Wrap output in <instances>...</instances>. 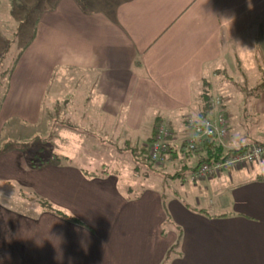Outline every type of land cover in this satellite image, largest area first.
<instances>
[{
    "label": "crops",
    "instance_id": "0c3cea01",
    "mask_svg": "<svg viewBox=\"0 0 264 264\" xmlns=\"http://www.w3.org/2000/svg\"><path fill=\"white\" fill-rule=\"evenodd\" d=\"M48 1L4 70L0 188L17 195L22 211L0 203V264H264V155L260 164L199 181L218 196L215 206L198 209L153 190L124 193L123 177L112 171L88 174L61 158L33 161L26 135H5L10 126L35 128L51 83L64 79L87 86L99 116L123 127L127 141L143 146L165 123L172 134L165 160L190 174L199 159L180 149L194 136L186 120L204 116L203 85L222 74L228 58L236 68L243 67L239 54L256 61L262 77L253 115L264 129V0ZM224 105L228 148L257 141L230 130Z\"/></svg>",
    "mask_w": 264,
    "mask_h": 264
},
{
    "label": "rangeland",
    "instance_id": "374dc122",
    "mask_svg": "<svg viewBox=\"0 0 264 264\" xmlns=\"http://www.w3.org/2000/svg\"><path fill=\"white\" fill-rule=\"evenodd\" d=\"M47 1L10 0L8 4L0 5V55L3 54L0 56V95L6 84V78L1 73L10 67L20 49L28 42L37 14L48 5ZM238 57L240 65L243 64L242 68H236L235 59L228 58L222 74L211 78L210 86L203 85V90H207L210 97L223 99V104L226 105L227 102L226 107L230 106L232 114L229 122L233 133H239L236 134L238 137L243 135L246 139H254L264 145V129H260L261 123H257L253 115L258 79L262 76L258 74L255 60L246 59V56L240 54ZM246 60L250 62L245 63ZM258 61L264 62V58L260 56ZM55 82L51 83L50 95L43 104L41 118L35 128L17 129L10 126L5 131L7 137L15 131L26 135L24 140L31 143L27 153L33 161L40 162L48 157L60 161L61 158L63 162L72 163L88 174H98L102 170L108 173L112 171L123 177L118 187L124 193L128 192V188L133 194L142 190H153L166 193L170 197H178L184 204L198 209H209L210 205L217 204L218 193H208L202 187L203 182H192L188 168L182 167L180 163L169 165L165 160L163 164L155 163L149 168L140 157L135 158L129 149L140 144L131 139L127 141L129 137L127 138L123 127L116 128V124L99 116L87 86L73 88L64 79ZM53 86L58 88L55 91L57 98L51 96L54 93ZM179 170L182 176H177L176 172ZM221 175L227 176V173L223 172ZM2 191L0 188L3 201L0 203L15 211H22L18 206L21 201L16 199L17 195H9L8 190L3 194Z\"/></svg>",
    "mask_w": 264,
    "mask_h": 264
},
{
    "label": "built area",
    "instance_id": "2783aa9c",
    "mask_svg": "<svg viewBox=\"0 0 264 264\" xmlns=\"http://www.w3.org/2000/svg\"><path fill=\"white\" fill-rule=\"evenodd\" d=\"M210 106L214 109L212 116L189 117L186 120V127L193 132L194 136L186 141L189 149L195 146V139L203 140L213 138L221 146L228 148V120L222 102L219 97L210 99ZM172 134L168 126L161 122L155 127L153 142L148 147V156L151 162L163 164L166 155L170 151V141ZM241 150L232 154L224 160L214 163L202 164L189 174L190 180L194 183L207 178L221 175L229 170L242 168L243 166L259 164L264 155V148L257 143H244L236 146Z\"/></svg>",
    "mask_w": 264,
    "mask_h": 264
},
{
    "label": "trees",
    "instance_id": "16d2710c",
    "mask_svg": "<svg viewBox=\"0 0 264 264\" xmlns=\"http://www.w3.org/2000/svg\"><path fill=\"white\" fill-rule=\"evenodd\" d=\"M2 55H0V56L2 57ZM6 73H7L6 71H3L1 73L3 78L6 75ZM256 96H257V94L255 95V97ZM201 98H202L201 114H203L204 116L211 115L212 114V107L210 106V102H209L211 97L207 93V90L203 91ZM222 107H223V104H222ZM156 126H157V124H156ZM154 133H155V128L152 131L151 136L148 139V141H146L145 145L135 146L134 148L129 149L132 152L133 156H135V158L140 157L141 160L145 162V165L149 168H152V166L155 165V163L150 161L149 156H148V147L153 142ZM199 141H200V143L198 145L195 144L193 149H189L185 143H182L180 145V149L184 150L183 151V152H185L184 155H186L187 157L198 156V159H199L198 163L199 164L196 168H198L202 164L214 163V162L219 161V160H224V159L228 158L229 156H231L232 154H235V153L241 151V150H237L235 148H225V147L221 146L213 138H209V139L207 138V139H203V140H199ZM253 143H257L264 148V145L260 142H257V141L254 142L253 141ZM48 162H51V159L49 157L46 160L40 161V163H42V164H45ZM37 203L43 209L50 211L56 215L61 216L63 219H65L68 222L79 223V221L77 219L66 215L65 213H63L60 210L53 207L49 202H47L41 198H37ZM176 248H177V244L174 245L173 247H171V249L169 250V252L167 254L166 259H168V257H170V255L172 254L173 251L176 250Z\"/></svg>",
    "mask_w": 264,
    "mask_h": 264
}]
</instances>
